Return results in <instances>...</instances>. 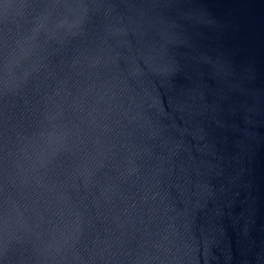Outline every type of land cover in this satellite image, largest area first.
<instances>
[{
    "label": "water",
    "instance_id": "water-1",
    "mask_svg": "<svg viewBox=\"0 0 264 264\" xmlns=\"http://www.w3.org/2000/svg\"><path fill=\"white\" fill-rule=\"evenodd\" d=\"M0 264H264V0H0Z\"/></svg>",
    "mask_w": 264,
    "mask_h": 264
}]
</instances>
